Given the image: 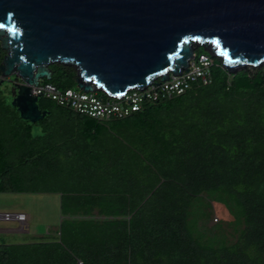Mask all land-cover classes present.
Instances as JSON below:
<instances>
[{
	"label": "trees",
	"instance_id": "16d2710c",
	"mask_svg": "<svg viewBox=\"0 0 264 264\" xmlns=\"http://www.w3.org/2000/svg\"><path fill=\"white\" fill-rule=\"evenodd\" d=\"M50 67L43 81L79 89L74 67ZM212 75L109 122L42 96L33 123L0 89V192L59 194L63 215L53 240L0 243V264H264V66L230 74L213 58ZM210 191L238 207L233 243L189 225Z\"/></svg>",
	"mask_w": 264,
	"mask_h": 264
},
{
	"label": "water",
	"instance_id": "95a60500",
	"mask_svg": "<svg viewBox=\"0 0 264 264\" xmlns=\"http://www.w3.org/2000/svg\"><path fill=\"white\" fill-rule=\"evenodd\" d=\"M0 86L31 122L33 86L74 67L85 92L121 99L190 70L205 48L230 74L264 65V0H0Z\"/></svg>",
	"mask_w": 264,
	"mask_h": 264
},
{
	"label": "rangeland",
	"instance_id": "374dc122",
	"mask_svg": "<svg viewBox=\"0 0 264 264\" xmlns=\"http://www.w3.org/2000/svg\"><path fill=\"white\" fill-rule=\"evenodd\" d=\"M202 49L210 54L205 48ZM10 87L6 81L0 89L5 91ZM219 196L229 199V195L222 191H210L197 196L190 209L189 225L195 226V231L201 233L204 240L212 242L210 244H230L239 238L244 222L238 216V207L235 209L223 198L219 199ZM6 213L25 214L26 220L0 217V243L53 240L60 233L63 215L59 194L0 192V215Z\"/></svg>",
	"mask_w": 264,
	"mask_h": 264
},
{
	"label": "built area",
	"instance_id": "2783aa9c",
	"mask_svg": "<svg viewBox=\"0 0 264 264\" xmlns=\"http://www.w3.org/2000/svg\"><path fill=\"white\" fill-rule=\"evenodd\" d=\"M213 57L208 53L195 54L190 70L181 76H171L165 82H156L146 89H132L121 99L105 98L99 92H85L76 88L59 89L51 82L40 81L33 86V93L46 96L60 105L70 106L77 112L93 117L101 122L124 119L142 111L147 103H155L186 93L195 85H208L213 81ZM2 76L0 74V80ZM4 219L26 220L25 214H3Z\"/></svg>",
	"mask_w": 264,
	"mask_h": 264
},
{
	"label": "bare ground",
	"instance_id": "6f19581e",
	"mask_svg": "<svg viewBox=\"0 0 264 264\" xmlns=\"http://www.w3.org/2000/svg\"><path fill=\"white\" fill-rule=\"evenodd\" d=\"M213 57V56H212Z\"/></svg>",
	"mask_w": 264,
	"mask_h": 264
}]
</instances>
